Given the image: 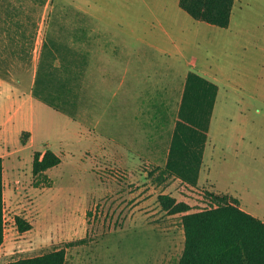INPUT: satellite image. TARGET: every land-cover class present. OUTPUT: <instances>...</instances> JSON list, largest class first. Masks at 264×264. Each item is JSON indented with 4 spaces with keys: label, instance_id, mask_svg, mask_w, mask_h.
<instances>
[{
    "label": "rangeland",
    "instance_id": "obj_1",
    "mask_svg": "<svg viewBox=\"0 0 264 264\" xmlns=\"http://www.w3.org/2000/svg\"><path fill=\"white\" fill-rule=\"evenodd\" d=\"M44 42L60 111L32 94ZM189 72L217 86L196 186L158 176ZM46 151L60 163L34 175ZM0 157V264L61 249L65 264H175L182 216L162 195L192 212L226 195L264 221V0H238L227 28L178 0H0Z\"/></svg>",
    "mask_w": 264,
    "mask_h": 264
},
{
    "label": "trees",
    "instance_id": "obj_2",
    "mask_svg": "<svg viewBox=\"0 0 264 264\" xmlns=\"http://www.w3.org/2000/svg\"><path fill=\"white\" fill-rule=\"evenodd\" d=\"M35 1L40 9L46 0ZM233 4L234 0H179V7L192 19L219 28L229 26ZM30 28L26 43L29 45L27 56L31 60L37 23L33 22ZM45 50L44 42L36 66L32 94L42 103L60 111L47 92L56 69L44 71ZM216 94L215 84L194 72L187 74L168 160L165 167L159 169V177L177 176L184 183L196 186ZM59 163L60 158L51 151L44 154L36 152L32 173L40 174ZM206 196L210 202L208 207L195 212L167 195L160 196L165 209L171 208L173 214L182 216L184 248L175 264H264V222L242 210L232 197L209 192ZM15 224L19 232L31 228L20 217H15ZM3 241V166L0 157V246ZM7 264H65V255L62 249L54 250Z\"/></svg>",
    "mask_w": 264,
    "mask_h": 264
},
{
    "label": "crops",
    "instance_id": "obj_3",
    "mask_svg": "<svg viewBox=\"0 0 264 264\" xmlns=\"http://www.w3.org/2000/svg\"><path fill=\"white\" fill-rule=\"evenodd\" d=\"M237 2H238V0H234V4H233V7H232V12H231V16H232V14L234 13V11H235V9H236V6H237ZM178 6H179V0H178ZM88 10H89V13L91 14V12H90V9L88 8ZM92 15V14H91ZM194 20V19H193ZM196 21V20H195ZM200 22V21H199ZM230 22H231V17H230ZM230 25V24H229ZM143 40V39H142ZM166 52V51H165ZM164 52V50H163V53H165ZM126 73H127V71H126ZM124 80L125 79H123V81H122V84H124ZM157 82V80L156 81H153V80H151V81H149V83H148V86L147 87H149V86H151L152 84H154V83H156ZM127 89V92H128V88H126ZM127 92L125 91V94L127 95ZM135 93H136V96H135V94H133L132 93V96H134L135 97V99H136V105H137V103L139 102L140 104H143V102H142V93H138V91L136 90L135 91ZM130 95H131V93H130ZM126 105H128V104H126ZM248 213V212H247ZM250 214V213H249ZM251 215V214H250ZM253 216V215H252ZM255 217V216H254ZM257 218V217H256ZM259 219V218H258ZM261 220V219H260ZM262 221V220H261ZM262 222H264V221H262Z\"/></svg>",
    "mask_w": 264,
    "mask_h": 264
}]
</instances>
